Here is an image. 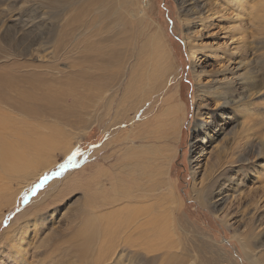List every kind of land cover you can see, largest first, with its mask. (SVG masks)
Listing matches in <instances>:
<instances>
[{
    "label": "rangeland",
    "instance_id": "rangeland-1",
    "mask_svg": "<svg viewBox=\"0 0 264 264\" xmlns=\"http://www.w3.org/2000/svg\"><path fill=\"white\" fill-rule=\"evenodd\" d=\"M228 1L0 0V58L17 41L37 42L32 48L45 43L33 66H47L55 61V52L71 51L57 65L72 81L63 87L68 99L59 97L61 108L56 106L58 113L72 109L62 142L20 174L8 176L0 170V237L8 228L13 229L9 237L25 226L20 214L46 207L39 213L43 221L34 240L30 230L22 234L26 243H33L28 257L17 264L38 263L41 241H52L44 251L50 252L53 244L65 250L61 240L71 239L88 212L100 219L103 230L120 224L119 234L100 231L95 239L115 247L123 239L116 252L125 248L127 253L133 238V244L140 241L137 234L128 237L138 231L132 220L135 210L153 216L160 212L172 221L167 246L138 264H264V0H243L239 6L236 0ZM189 4L197 9H189ZM26 17L38 21V27L17 37V22ZM151 37L166 55L165 70L144 90L140 78L145 66L138 68L136 58ZM103 39L113 46L80 52ZM118 50L129 57L110 62ZM105 51L110 61L103 66L94 56L101 58ZM121 63H128L126 70ZM132 69L139 84L129 90ZM79 71L85 77H77ZM245 84L256 87L247 90ZM4 129L0 169H10L6 152L15 151L18 143ZM122 170L127 184L123 191L129 189L126 200L119 195L117 173ZM105 191L123 203L104 205ZM107 212L112 217H105ZM83 234L82 229L79 236ZM107 245L100 259L115 264L118 253L109 257L113 253ZM2 248L0 256L6 258ZM133 251L144 254L140 248ZM73 255V250L54 252L53 263L69 264ZM120 259L119 264H128Z\"/></svg>",
    "mask_w": 264,
    "mask_h": 264
},
{
    "label": "bare ground",
    "instance_id": "bare-ground-1",
    "mask_svg": "<svg viewBox=\"0 0 264 264\" xmlns=\"http://www.w3.org/2000/svg\"><path fill=\"white\" fill-rule=\"evenodd\" d=\"M179 1H180V4L186 3V0H179ZM226 1H228V0H226ZM234 1L235 0H229L228 2H230L232 4V3H234ZM242 1L243 0H236V2L238 3L237 5L238 6L241 5ZM99 2H100V0H97V3H99ZM7 3H8V1H7ZM17 3H18V1H17ZM9 4L11 5V3H9ZM13 4L16 5L15 3H13ZM117 4L120 5L119 3H117ZM98 6H99V4H98ZM238 6H236V8H238ZM188 7H189V9H192V8H194V5L189 4ZM194 9H197V8L195 7ZM18 17L20 18L19 14H18ZM35 22L36 21L33 22L32 20H29L27 17L25 20L23 19L22 21H18L17 23L21 25V27H20L21 32L17 35V37L24 38L28 34H31L32 32H34L35 28L38 27V23H39L38 21H37L38 23L36 22L37 24ZM2 23H1V25H3ZM4 27H7V26H4ZM17 40L18 39H16L15 41H17ZM148 40L149 41L147 42V44L142 47L141 52H140L141 54L139 52L137 53L140 56L138 58H136L138 68L140 66H145V71L141 72V73H143L141 75L142 79L140 78V80L141 81L143 80V82H144V90L151 89L152 85L149 88V86H147L148 82L149 81L156 82L158 77H159L158 75H160L161 73L164 72L165 67H164L163 61L166 59V55L163 52L161 53V51L159 50L160 45L158 44V41H156V38L151 37ZM100 41L99 40L97 41L98 42L97 47L87 46L84 49L80 50V52L84 53V54H85V52H88V53L94 52V51L99 49L101 44L103 46L109 47V45H107V44L111 43L110 41H109L110 43L105 42V39H103L101 42ZM107 41H108V39H107ZM114 43H112V44H114ZM14 44H15L14 45L15 48H13L12 46L8 47L9 49L7 50L6 55L0 58V63L3 62V64H0V71L3 72V73H0V133L2 134V135L0 134V136H4L3 130L5 131V129H4V126H5V128L7 129L6 130L7 134L12 138V140H16V142L18 143L17 147H15V149H14L15 151H13L12 153H11V151L8 152L6 149L3 150V151H7L6 153L11 155V160H10L11 162H8V160L6 161V164L8 163V166H10V169H0L2 171L7 172L6 175H8V176L9 175L11 176L12 174L22 173L23 171L27 170V168H29L30 166L35 164L37 160H39L42 157L52 153L53 150H55L57 143L62 142V138H64V135L66 134V131H67L66 129L70 126L69 117H70V114L72 111V109L70 108L71 110H68L67 113L65 111H61L60 113H58V111L56 109V106L60 107L58 104V101L61 103V101H60L61 99L59 100V97H62V98L66 97V99H68L69 95L67 94V92L64 93L63 87H66L69 83L72 82L69 75L64 74L62 72V70L58 68V66H57L58 61L64 60L67 56H71V51H68V49H67V50H64L63 52H55V59H54L55 61L49 62V65H47V66H44L45 63H40L43 66H39V65L33 66L35 62H32V60L35 59L36 54H38V55L40 54V50L45 49V43H41L39 45V47L37 46L38 48H36V47L32 48V46L36 45L37 42H33L32 44H31V42L24 44L22 41H20V42L17 41ZM121 45H122V43H121ZM110 46H113V45L110 44ZM69 50H71V49L69 48ZM91 55H92V53H91ZM91 55H90V60L93 61L91 58ZM191 55H192V53H191ZM86 56H88V55L86 54ZM127 56L129 57V55L125 53V50L124 51L118 50L117 52H114V57L111 61L109 58L108 51H105L101 58L98 55H95L94 57L98 58L100 63L103 66H105V65L109 64V61L115 62L117 60V57H118V63H119V59L123 60ZM130 57H132V54L130 55ZM25 58H27V60L20 62V59H25ZM36 58H38V57H36ZM142 58H143V61H142ZM85 59H87V58H85ZM84 61H86V60H84ZM87 61H89V60L87 59ZM201 63L202 62H200V63L198 62L196 64V66L200 65ZM101 64H100V67H101ZM123 64L121 63L122 67L124 66V68L126 70V68H127L126 66H128L127 65L128 63H126L124 65ZM77 73H78L77 77H82L83 75L85 77V75H86L85 72H83V71H79ZM134 73H136V72H134V70L132 69V74L129 77V84L127 86V89H129V90H132L133 86H135L136 84H139L138 79L134 78ZM118 76H120V75H118ZM124 76H125V73H122L121 79H123L122 77H124ZM195 76H196V81H197L196 83H198L200 76H199V74H196ZM121 79L119 80V82L121 81ZM105 80H107V76L105 77ZM252 81H254V80H252ZM251 84L250 85L245 84L246 87L248 88L247 90H253V88L256 87V85L253 86ZM197 87H199V84H197ZM219 87H222V86H219ZM232 87H233V84H232ZM109 91H108V93H109ZM170 99H171V101H174L173 96ZM41 102H44V103H41ZM168 102H170V101H168ZM177 109L179 112V108H177ZM171 113L172 112L170 111L169 115ZM76 114H77V112H76ZM38 116L42 117L41 119H43V120H41V122H38V123L36 122V124H33L30 122L31 119L38 118ZM173 119H174V117H173ZM176 123H177V121H175V120L171 122V124H174V125ZM5 146H7V145H5ZM57 147H59V146L57 145ZM16 148H17V150H16ZM10 150H12V149H10ZM16 151H18V152L20 151V153L18 154V152H16ZM3 160H5V159H3ZM11 166H12V168H11ZM4 168H5V166H4ZM122 171L123 172L120 171L119 173H117L118 178L121 180L119 182H122L119 184L120 185L119 188L121 190L119 195L120 196L125 195L122 198V199H125V197L127 195H129L128 193H126V191L129 192V189H127L125 192L123 191L124 187L127 186V184L125 183L126 173L124 172V170H122ZM112 186H113V182H111V187ZM7 187H8V185H7ZM3 188H4V186H2L0 190H2ZM115 188L116 187H112L111 188L112 191H114ZM107 192L108 191H105V192H103L104 194H102L103 196L106 194L108 195L102 201L104 203V205H108L109 207H112V206H115L116 204L123 203V201L120 198L119 199L118 198L112 199L115 197H111V193L109 194V192L108 193ZM200 192L201 191H199L198 193H200ZM14 196H15V194L10 196L9 206H11V203H12L11 200L15 198ZM116 197H118V196H116ZM144 200H146V199H144ZM196 200H197V198H196ZM202 200H203V198H202ZM14 203H15V200H14ZM39 206H41V205H39ZM45 208H42V206H41V208L38 209L37 211L33 210L31 212H25V213L20 214V216H19L20 220H22V222H24L23 224H25V226L23 228L19 227L18 230L15 233H13V235H11L9 237L7 235H10V231H11L12 227L8 228V229L6 228L7 230H5L2 234L3 237L2 236L0 237V245H3V248H2L3 249V251H2L3 257L6 256V258H1V256H0V264H8V262H11V264H13L14 260L16 262L15 264H17L21 260H23L24 258L28 257V255H29L28 249L31 248L30 246H31V243H33V241H29V243H26V241H25L26 238L22 237V234L26 233L25 230H30L29 231L30 235H33L32 240H34L35 236L38 235V228L37 227H39L43 221V218L40 217L41 215L39 213L41 211H43ZM141 212H143V213L140 214L139 211L136 212V210H135L134 214H132V215H134L132 217V220H136L134 225H136L135 228L138 229V231H135L133 234H131V233L128 234V237H130L132 235L135 236V234H137L138 235L137 237L140 239V241L138 243L133 244V239H134L133 238L130 245H128L129 248L127 249L128 250L127 253H125V248H123L125 246H122L123 249H121V250L119 249L120 251L116 252L117 248H121V245H122L121 243H125V241L123 239L122 240L119 239L121 241V243L119 242L116 247H115V245L112 244L114 246L113 248L111 247L112 245L108 246L107 243H101V241L97 242L96 240H98L99 238L95 239L96 235L99 236L100 231H102L103 233L105 232L106 234H110V236L112 234H115V235L119 234L120 229H121L120 224L117 227L114 223H112V225L110 227L106 226V227H104V230H103V228L101 227L102 224H100L99 221H97L100 219L95 220L96 217L92 216L94 213L89 214V212H88V214L85 213L82 216L80 228L78 231L74 232L71 239L69 241H67V237H63V240H61L63 242L62 245L67 246V247L64 246L66 248L65 250L63 248H60L61 244H60V242H58L60 245L53 244V246L50 249V252H47L44 250L47 249L46 247H48L52 241L38 242L39 244L36 247V249L37 250L44 249V250H43L42 256H40V258L35 255L36 258L37 257L39 258V261H38V263L36 261L34 264H54L53 263V260L55 258L54 252L57 255L58 253H62V251H69V250H71V252L73 250V253H74V255H73L74 260L69 264H79V263L80 264H104L101 261L100 256L102 255L101 254L102 250L106 248L105 245H107L108 250L111 249V251L113 253L111 255L108 254L109 257L112 258L114 256V254L118 253L114 258V259H117L116 261L114 260L115 264L120 263V262H118V260L120 258H121L120 259L121 261H127L128 264H138V262L140 263L143 258L147 261V260H149L147 257L149 253L155 252L158 247L164 248L167 246L166 245V242H167L166 232L170 231V228H172V221H171V218L167 219L165 217L163 219L160 212L155 214L154 216L147 213V211H145V210L141 211ZM112 214L113 213L107 212V214H106L107 216H105V217H109V216L112 217ZM36 215H38L39 220H35L33 222L34 218H36ZM141 215H144L143 219L139 218ZM29 217H31V218H29ZM98 217H100V216H98ZM168 217H170V216H168ZM27 218H29V219H27ZM134 218H136V219H134ZM0 221H1V218H0ZM20 225H22V224H20ZM114 226L116 229L117 228H120V229H117L118 231H116ZM82 229L84 230L85 234L81 235V237H80L79 234H81ZM11 233H12V231H11ZM8 241L10 242V244L8 243ZM34 242H36V241H34ZM91 246L92 247L94 246V249L91 248ZM168 246H169V244H168ZM135 248L143 249L144 254H142V252L133 251V249H135ZM33 249H35V248H33ZM33 249H31V251H33ZM132 251L134 253H132ZM119 252H120V254H119ZM124 253L126 256H124ZM16 257L18 258V260ZM56 257H58V256H56ZM122 258H124V260ZM42 259L45 260L43 263H42V261H43ZM70 259H73V258L71 257ZM139 259H141V260L139 261ZM144 259H143V261H144ZM62 263H64V262H62ZM55 264H57V263H55Z\"/></svg>",
    "mask_w": 264,
    "mask_h": 264
},
{
    "label": "snow or ice",
    "instance_id": "snow-or-ice-1",
    "mask_svg": "<svg viewBox=\"0 0 264 264\" xmlns=\"http://www.w3.org/2000/svg\"><path fill=\"white\" fill-rule=\"evenodd\" d=\"M44 180H47V177H45ZM42 182H43V181H42Z\"/></svg>",
    "mask_w": 264,
    "mask_h": 264
}]
</instances>
